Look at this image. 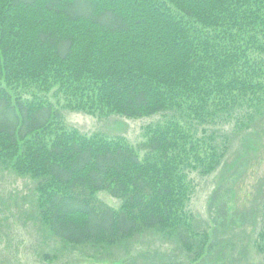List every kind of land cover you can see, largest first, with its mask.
I'll return each instance as SVG.
<instances>
[{
	"label": "trees",
	"instance_id": "16d2710c",
	"mask_svg": "<svg viewBox=\"0 0 264 264\" xmlns=\"http://www.w3.org/2000/svg\"><path fill=\"white\" fill-rule=\"evenodd\" d=\"M64 110L161 120L134 145L69 128ZM263 114L264 0H0V169L34 181L33 218L57 252L216 263L217 233L187 210L189 175L225 159L221 124ZM261 223L259 254L264 209ZM146 239L156 251L139 254Z\"/></svg>",
	"mask_w": 264,
	"mask_h": 264
},
{
	"label": "rangeland",
	"instance_id": "374dc122",
	"mask_svg": "<svg viewBox=\"0 0 264 264\" xmlns=\"http://www.w3.org/2000/svg\"><path fill=\"white\" fill-rule=\"evenodd\" d=\"M63 120L69 128L86 135L124 136L136 145L142 139L143 127L161 120V116L141 119L116 115L97 117L64 110ZM254 122L244 128L235 119L221 124V133L231 138L225 159L208 175H189L194 179L195 188L187 210L199 221L198 230H215L216 245L222 251L216 263L202 260L195 264H264V253L259 254L253 246V240L260 232L264 209V114ZM246 138L252 144L248 145ZM33 188V180L0 169V264H110L93 262L80 254L55 251V244L41 234L33 218ZM98 195L110 206H119V200L106 193ZM158 243L156 239L140 240L137 252L148 255L156 251ZM163 249H167L172 258L182 259L172 244ZM44 253L56 257L45 260ZM180 261L188 263L185 259ZM139 262L143 264L145 260Z\"/></svg>",
	"mask_w": 264,
	"mask_h": 264
}]
</instances>
